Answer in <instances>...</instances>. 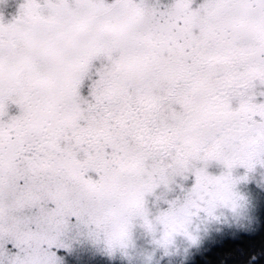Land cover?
Wrapping results in <instances>:
<instances>
[{
  "label": "snow or ice",
  "instance_id": "snow-or-ice-1",
  "mask_svg": "<svg viewBox=\"0 0 264 264\" xmlns=\"http://www.w3.org/2000/svg\"><path fill=\"white\" fill-rule=\"evenodd\" d=\"M257 166L264 0H23L0 17V264H61L72 234L113 255L137 225L194 242L198 213L243 211ZM173 185L182 200L152 216Z\"/></svg>",
  "mask_w": 264,
  "mask_h": 264
},
{
  "label": "rangeland",
  "instance_id": "rangeland-1",
  "mask_svg": "<svg viewBox=\"0 0 264 264\" xmlns=\"http://www.w3.org/2000/svg\"><path fill=\"white\" fill-rule=\"evenodd\" d=\"M23 0H0V17L4 23L10 22L16 15ZM87 85L82 90L86 95ZM221 169L213 166L209 172L218 175ZM243 169H235L233 177L244 176ZM192 179L177 180L185 190L191 187ZM239 197L243 198L244 208L234 213L229 208L218 207L214 213L215 219L198 213L192 217L189 231L195 236V241H189L182 235L174 237L167 249L158 246L153 237L143 227L137 225L131 232L130 246L123 252L108 255L94 246L88 240L74 234L68 238L69 247L58 253L61 264H190L198 256L208 252L228 238H236L240 234H249L256 230L264 212V168L257 166L247 173L246 180H240L234 188ZM161 196L160 200L155 197ZM183 198L179 187L172 186V191L158 189L154 196L147 198V208L152 216L166 210L167 203Z\"/></svg>",
  "mask_w": 264,
  "mask_h": 264
},
{
  "label": "trees",
  "instance_id": "trees-1",
  "mask_svg": "<svg viewBox=\"0 0 264 264\" xmlns=\"http://www.w3.org/2000/svg\"><path fill=\"white\" fill-rule=\"evenodd\" d=\"M190 264H264V212L254 232L225 239Z\"/></svg>",
  "mask_w": 264,
  "mask_h": 264
},
{
  "label": "clouds",
  "instance_id": "clouds-1",
  "mask_svg": "<svg viewBox=\"0 0 264 264\" xmlns=\"http://www.w3.org/2000/svg\"><path fill=\"white\" fill-rule=\"evenodd\" d=\"M217 209V208H216ZM216 209H215V211H216ZM215 213V212H214ZM152 237H153V241L154 240H156V239H159V237L158 236H153L152 235ZM158 245V244H157ZM159 246V245H158ZM161 247V246H160ZM162 248H164V247H162ZM164 264H168V262L167 261H164Z\"/></svg>",
  "mask_w": 264,
  "mask_h": 264
}]
</instances>
